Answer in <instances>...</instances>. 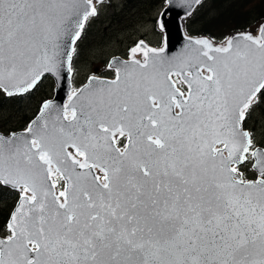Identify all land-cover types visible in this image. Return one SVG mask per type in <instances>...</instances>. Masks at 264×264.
Masks as SVG:
<instances>
[{
    "label": "snow or ice",
    "instance_id": "snow-or-ice-1",
    "mask_svg": "<svg viewBox=\"0 0 264 264\" xmlns=\"http://www.w3.org/2000/svg\"><path fill=\"white\" fill-rule=\"evenodd\" d=\"M92 5L0 0V92L71 72ZM242 40L190 39L168 61L135 59L138 45L113 79L0 133V186L19 194L0 264H264V148L242 128L264 90V26Z\"/></svg>",
    "mask_w": 264,
    "mask_h": 264
},
{
    "label": "rangeland",
    "instance_id": "rangeland-1",
    "mask_svg": "<svg viewBox=\"0 0 264 264\" xmlns=\"http://www.w3.org/2000/svg\"><path fill=\"white\" fill-rule=\"evenodd\" d=\"M165 1L95 0L97 12L95 15H90L85 24L79 44L81 53L77 64L73 65V90L78 89L92 76L114 78L115 70L109 67V61L113 56L119 55L132 59L130 50L138 45L140 50L135 55L136 59L144 57L143 54L147 46L157 50L162 49L165 45V36L160 16ZM245 33L259 36L258 31ZM193 37L196 39L207 38L206 36ZM208 40L213 42V46L227 44L226 41ZM141 41H143V45H140ZM55 87L56 83L53 78L47 76L38 84V91L43 92L44 95L38 99L35 98V100H39L43 96H45V101L51 98L55 94ZM35 100L27 99L26 105L28 104V107L36 106ZM1 110L0 124L5 123V126L9 127L8 129H13L14 121L20 118L17 108L7 105ZM8 119L10 121L6 122ZM244 127L252 134L254 146L264 148V90H261L257 101L246 113ZM236 166L240 172L244 173L246 179H255L258 176L247 160ZM97 174H100L99 171Z\"/></svg>",
    "mask_w": 264,
    "mask_h": 264
},
{
    "label": "trees",
    "instance_id": "trees-1",
    "mask_svg": "<svg viewBox=\"0 0 264 264\" xmlns=\"http://www.w3.org/2000/svg\"><path fill=\"white\" fill-rule=\"evenodd\" d=\"M263 23L264 0H202L194 12L185 19L184 29L191 36H206L213 41L223 42L235 32L256 31ZM81 37L76 43L73 65L77 64L81 53L79 45ZM41 95L44 93L38 91V86L24 95L7 96L0 92V118L1 109L7 105L16 107L17 113L20 114V118L14 121L13 129H8L9 127L3 123L0 124V130L10 132L25 129L45 101V96L35 100ZM27 99L35 100L37 105L28 107ZM9 121L10 119L6 122ZM18 195L17 192L0 186V232L3 236L9 233L7 223L18 201Z\"/></svg>",
    "mask_w": 264,
    "mask_h": 264
},
{
    "label": "water",
    "instance_id": "water-1",
    "mask_svg": "<svg viewBox=\"0 0 264 264\" xmlns=\"http://www.w3.org/2000/svg\"><path fill=\"white\" fill-rule=\"evenodd\" d=\"M201 1L202 0H199V2L197 3L196 0H166V5L160 16V21H161L163 30L166 31V34H165L166 47L164 49H159L162 51H159V56L157 58L162 59L164 61H168L169 59L177 58V57L185 58L192 52V46H190V39H196V38H193L187 35L183 25H184V20L194 12V10L196 9V7ZM85 22H84V25H85ZM262 26H264V23L261 25V27ZM82 30H81V33H82ZM260 32H259V35H260ZM245 34H248V33H245V32L234 33L229 36V40H234V42H239L241 44H244L246 42L242 40V36ZM77 41L78 40H76V42ZM76 42H75V45H76ZM148 48H153V47H148ZM153 55H154L153 53H149L150 57H153ZM131 60L132 59H127L122 56L116 55L110 59L109 67L115 70L117 67L120 66V62H131ZM46 76H51L57 84L56 89H55V95L52 97L54 99L52 98L48 99L52 101L53 106L55 108H63L65 105H67L66 104L67 101H69L68 105L71 104L72 101L68 99L71 96V91H73L72 71L68 72L67 67L65 65L59 72L52 73V74L46 73L32 89H34ZM95 77L101 80L111 79V78L102 77V76H95ZM88 82H89V79L84 84H82L78 89L85 87L88 84ZM17 95H20V94H17ZM36 116L32 120H34ZM242 128L248 131L244 127V121L242 123ZM13 132L19 135V134H23L24 130L13 131ZM0 133L5 134V135L9 134L5 132H1V131ZM256 148H263V147H256ZM16 206H17V203H16ZM10 222L11 221L9 218L8 224ZM0 238H4V237L0 235Z\"/></svg>",
    "mask_w": 264,
    "mask_h": 264
},
{
    "label": "bare ground",
    "instance_id": "bare-ground-1",
    "mask_svg": "<svg viewBox=\"0 0 264 264\" xmlns=\"http://www.w3.org/2000/svg\"><path fill=\"white\" fill-rule=\"evenodd\" d=\"M93 6L96 8V4H95V0H93ZM205 39H207V38H205ZM208 40V39H207ZM212 43V45H213V42H211ZM223 45H226V43H224ZM218 46H221V45H218ZM136 59V58H135ZM143 59H144V57L143 58H141V59H138V60H141V62H143ZM72 92L73 91H71V94H72ZM69 100V99H68ZM218 147H221V145H218ZM225 154H227V152H225ZM98 171V170H97Z\"/></svg>",
    "mask_w": 264,
    "mask_h": 264
}]
</instances>
